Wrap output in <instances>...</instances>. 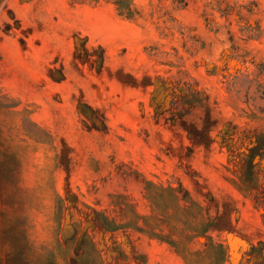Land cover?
Returning a JSON list of instances; mask_svg holds the SVG:
<instances>
[{
  "label": "rangeland",
  "instance_id": "obj_1",
  "mask_svg": "<svg viewBox=\"0 0 264 264\" xmlns=\"http://www.w3.org/2000/svg\"><path fill=\"white\" fill-rule=\"evenodd\" d=\"M210 239L264 264V0H0V264Z\"/></svg>",
  "mask_w": 264,
  "mask_h": 264
},
{
  "label": "trees",
  "instance_id": "obj_2",
  "mask_svg": "<svg viewBox=\"0 0 264 264\" xmlns=\"http://www.w3.org/2000/svg\"><path fill=\"white\" fill-rule=\"evenodd\" d=\"M147 187H148V189L150 191V189H151L152 186L149 183ZM165 190H166V188L159 189V191H162V192H164ZM160 194H162V193H159V195ZM149 196L151 198V201H152L153 205L156 207V209H158L159 211H162V210L159 209L158 201L154 197L153 192H149ZM187 201H189V200H187ZM193 204H195V203H193ZM180 223H182L188 229H192L193 231H195L199 235H208V233H209V231L211 229V224L208 223L205 219L202 220L200 226L197 227V228H195L194 226H192V224H187L183 220V218H181ZM105 226L108 227L107 229H110L109 226H108V224H106V222H105ZM111 229H116V228H111ZM155 237H157V238H159V239H161L163 241H167V240H164V238H162L161 236H155ZM167 242L171 243L174 246H177L175 244V242H170V241H167ZM208 249H209V253L211 255L213 253V255L211 257V260H210V264H221L225 260L226 250H225V246H224L223 243H218V242H215L213 239H210ZM180 252H181V254H183V256L185 257V259H187V261H188V255L195 256L197 258L200 256V254H197V252H195V253L194 252H190V254H186L185 252H182V251H180Z\"/></svg>",
  "mask_w": 264,
  "mask_h": 264
}]
</instances>
